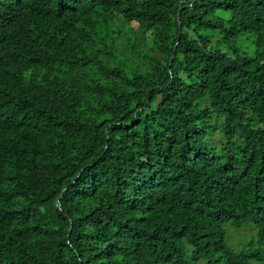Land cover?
<instances>
[{"label":"trees","instance_id":"trees-1","mask_svg":"<svg viewBox=\"0 0 264 264\" xmlns=\"http://www.w3.org/2000/svg\"><path fill=\"white\" fill-rule=\"evenodd\" d=\"M201 261L264 262V0H0V264Z\"/></svg>","mask_w":264,"mask_h":264},{"label":"rangeland","instance_id":"rangeland-1","mask_svg":"<svg viewBox=\"0 0 264 264\" xmlns=\"http://www.w3.org/2000/svg\"><path fill=\"white\" fill-rule=\"evenodd\" d=\"M232 44L236 46L240 52L248 56L254 54V52L256 51V46L254 45V37L252 35L242 34L238 38H236L232 42ZM226 240L227 244L235 250L251 249L258 246V243L255 241V232L250 226H243L242 228H231L227 226ZM198 264H206V262L201 261ZM253 264H264V262Z\"/></svg>","mask_w":264,"mask_h":264},{"label":"water","instance_id":"water-1","mask_svg":"<svg viewBox=\"0 0 264 264\" xmlns=\"http://www.w3.org/2000/svg\"><path fill=\"white\" fill-rule=\"evenodd\" d=\"M178 29H179V34L178 35H180V26L178 27Z\"/></svg>","mask_w":264,"mask_h":264}]
</instances>
